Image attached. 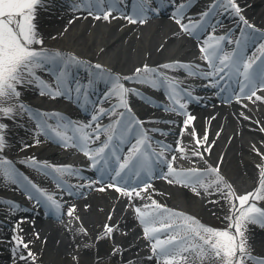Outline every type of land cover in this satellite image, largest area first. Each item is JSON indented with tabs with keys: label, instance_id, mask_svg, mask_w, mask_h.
I'll return each mask as SVG.
<instances>
[{
	"label": "bare ground",
	"instance_id": "bare-ground-1",
	"mask_svg": "<svg viewBox=\"0 0 264 264\" xmlns=\"http://www.w3.org/2000/svg\"><path fill=\"white\" fill-rule=\"evenodd\" d=\"M192 1L195 0H189V4L179 9L167 7L141 12L137 6H121L116 2L87 6L68 2V0H41L40 6L36 8L34 21L38 30L47 35V42L60 46V49L56 51H46L51 58L55 59V64H63L61 57L64 56L63 62L66 61V67L72 68L74 73L82 76L83 83L93 82L98 87L104 85L103 80L93 76L97 69L95 65H105L116 72L115 76L119 77L120 84L129 90L124 97L127 105L137 109L133 116L130 113L132 111L121 107L124 111L127 110L124 112L123 121L129 119L134 121V118L138 117L144 126L143 132L152 139L158 138L167 149L172 150L177 161L180 158L202 160L207 163L206 170L205 173L198 174L213 173L212 176L216 178L217 173L210 170L218 169L226 176L224 180L231 186L225 188L220 185L218 189L213 183L215 178H212L208 183L211 187L208 188L206 195L199 193L198 196H192L188 193L187 185L191 186L190 191H196V193L202 187L195 182V177L179 171L169 174V171L163 169L159 172L160 176L151 179L147 187L151 186L150 188L157 190L161 193V197L172 205L182 206L186 211L188 210L183 213L185 216L195 220L203 219L207 215L221 216L227 223L232 204L230 197L226 198L225 193L234 192L235 195L241 196L254 193L259 187L261 172L264 170V102L256 100L255 97L248 99L249 90L239 99L233 100L219 93L213 94L216 87L210 88L205 84L193 83L188 75H203L200 69L202 68L201 47H208V43L224 37L222 41L229 45L237 44L241 48L246 46L249 37L244 36V31L248 27L245 28L246 25L241 21V16L249 23L261 25L260 29L249 30L254 35L251 39L264 41V0H234L240 11L231 16L230 21L234 22L232 27L219 23L226 18L222 15L223 13L217 15L210 11L208 23L219 33L215 36H209L200 31L196 20L198 13L193 12ZM109 9L112 10L111 15L105 20L104 12ZM184 11L186 12L182 16L181 13ZM97 16L101 18L96 19ZM127 17L137 22L131 23ZM177 20L180 23H177ZM181 24L188 25L189 30L185 31ZM193 25L195 27H192ZM232 32L239 34L238 38L236 36L231 38ZM71 52L82 56L81 59L73 57ZM249 52L251 53L252 50L246 51V55ZM165 64L174 65V67L165 69L162 67ZM145 65L155 70L154 73L160 72L161 76L174 78L169 83L173 87L178 88L186 84L193 92H197L195 99L187 101L183 108L180 106L173 108V104L165 102L151 101L148 105L149 102L144 94L126 83L138 80L135 78L136 69H143ZM49 66V60L44 61L42 66L34 69V76L29 79L43 80L44 77H48L49 69H51ZM126 77L132 79H125ZM140 80L148 81L145 82L147 85L160 90L168 89L169 86L161 83L163 79L158 82L148 78L144 73H141ZM35 82L19 86L18 100L9 102L16 110L11 115H0V125L5 126L0 129V136H3L5 143L3 147L5 153H0V188L12 187V191L8 193L18 197L19 192L27 191L28 181L22 179L21 166L35 161L39 169L47 174L43 180L44 184L49 185L57 181L62 186L58 191L49 192L52 198L58 201L60 210L55 214L48 209L41 210L40 207L44 209L45 204H41L39 200L36 202L37 206L31 207L18 203L19 207H15V211L5 207L0 208V214L8 217H0V226L7 228H0V233H3V238L0 239V264H44L46 262H43L42 256L37 252L31 257L21 252L23 245L16 241L20 235L18 230L24 233L25 236L22 235L24 243L29 248L36 247L40 250L44 246H51L54 251L66 256L72 253L73 246L81 243L77 241L73 231L63 220L66 211L68 213L71 211V218L82 225L77 236H83L84 239L88 237L87 242L82 245L84 247L81 255L84 257L92 252L91 263L94 262V258L101 257L107 248L109 256L117 264H165V258L158 254V250L153 251L154 236L167 238V235L172 233L156 232L150 238L145 235L144 228L154 227L159 218L166 220L171 212H175L173 208L165 205L151 216L144 217L145 219L155 217V221L150 225L141 223L139 213L129 215L126 207L120 206L121 209L114 210L115 206L125 201L130 203V211L137 209L134 203L138 195L135 193H142L143 188L133 191L130 197L118 192L113 186L109 187L105 184L106 182L104 183L106 179L103 176L96 177L95 172H85L68 162L75 152V144H79V141L67 139L66 146L60 147L51 141L50 129L41 127L43 121H47L48 125L51 122L55 123L62 129H65L67 124L74 126L82 131V137L86 135L93 137L85 142L88 146L90 144L87 142L94 140V135L108 133L109 129L116 132L123 124L119 117L121 123L115 126L118 119L112 118L109 111L110 108L120 105V98L103 109V115L100 114L101 111L97 115H90L83 108L79 109L77 102H68L69 94L65 91L52 98L47 94L48 87ZM98 91L100 96L106 94L108 90L102 87ZM42 92L45 94H41ZM165 92L169 94L167 90ZM198 93L202 94L197 95ZM256 95L264 97V89L256 91ZM25 98L34 99V103L28 104ZM20 104L25 105L27 110L19 108ZM60 107H64L66 111L62 112ZM36 112L39 114V119ZM83 116L87 118L82 119ZM94 116L98 119L93 120ZM188 116L194 119L188 121L185 118ZM186 121L187 126L193 131V136L187 135L182 130ZM11 122L13 126H10ZM134 126L138 127V124L135 122ZM236 128L237 133L233 134ZM236 137L241 138L248 146H241ZM197 138L200 140L199 144L196 142ZM183 148L185 150L187 148L188 151H184ZM206 148H210V151H206ZM57 168L70 169L66 171L68 178L82 177V180L75 182L73 186H68L67 182L55 173L54 169ZM6 169H11L9 171L13 176L6 175ZM250 180L253 181L252 184ZM170 181L173 184L179 183L181 186L174 188ZM139 184L135 181L126 183V186L133 187ZM170 187L176 189V192L170 191ZM171 192L172 194H168ZM37 197L36 195L35 198ZM2 198L0 197V206L4 205ZM5 203L11 202L5 200ZM108 212L112 217L109 218ZM106 226H111L113 231L108 233ZM118 229H121L122 234L115 238V232ZM245 229L246 249L252 258L246 259L245 264L251 261L264 262V256H258L255 253L258 249L264 251V225L247 223ZM111 236L113 237L109 238ZM193 256L201 260L196 252H193L188 260H192ZM86 262L90 264L89 259Z\"/></svg>",
	"mask_w": 264,
	"mask_h": 264
},
{
	"label": "snow or ice",
	"instance_id": "snow-or-ice-1",
	"mask_svg": "<svg viewBox=\"0 0 264 264\" xmlns=\"http://www.w3.org/2000/svg\"><path fill=\"white\" fill-rule=\"evenodd\" d=\"M104 0H98V3L103 4ZM41 3V0H0V114L11 115L16 109L9 103L10 101L18 100L20 96L19 86L32 82L29 77L34 76V69L36 67L42 66L44 61L50 60V55L44 50H37L33 47L36 44H42L43 41L37 38L35 24L33 23L35 19V12L37 6ZM231 3V0H230ZM231 6L235 9L236 13H239V7L234 3H231ZM111 15L110 10L104 12L103 18L105 20L109 19ZM207 15V13H205ZM100 16H97L96 19H100ZM131 23H136L137 21L131 17H127ZM241 21L247 25V21L244 18L240 17ZM177 23H180L177 20ZM181 27L185 30H189L188 25L181 24ZM192 27H195L193 25ZM251 27V26H249ZM225 39L220 37L219 40ZM208 47H201V52L205 54V59L212 63V56L215 55V50L209 52ZM261 56L259 58L246 59V62L242 65V76L245 81H250L254 77L258 76L262 82H264V44L260 46ZM232 58L228 55H225L223 59L220 60V66L217 67L213 64L215 72H209V76L219 75L224 73L225 69L231 66ZM97 69L101 68V65H95ZM165 69L172 68L174 65L165 64L162 66ZM155 70L149 68L147 65L141 68L136 69V79H140L141 73H150ZM240 71V69H237ZM125 79H132L126 77ZM119 77L117 78V83L113 88V93L118 95L120 98V107H125L128 111V105L124 99L125 95L129 92L128 89L124 88L122 84L118 83ZM148 82V81H141ZM154 85V82H153ZM48 87V86H45ZM240 93H245V86L240 88ZM45 94V93H41ZM48 95L52 98H55L61 93L59 91H52L48 88ZM255 97L256 100L264 102V97L257 96L256 91H251L250 94H247L248 99ZM239 99V97H238ZM179 103V101H177ZM180 107L183 108L184 105L180 104ZM19 108L27 110L26 106L23 104L19 105ZM101 115L104 114V111L101 110ZM118 116L122 119L124 113H118ZM39 119V116H37ZM98 117L94 116L93 120H97ZM121 119H118L115 122V126L120 125ZM194 119L191 116H188L187 120L191 121ZM114 126V127H115ZM134 126L133 119H129L126 127L130 129ZM5 127L0 125V129ZM42 128H50L51 126L47 124V121L41 123ZM185 127H187V121L185 122ZM113 129H109L112 131ZM52 131L61 139L67 140L68 137L66 134H62L61 131L57 128H52ZM91 136H84L82 139L87 141L92 139ZM111 136L108 137L111 140ZM95 139H99V136H95ZM204 140H207L205 135ZM197 144L200 143L199 138H197ZM145 146V140H137L136 144L133 145L128 156L119 163V170L116 171L115 175L117 177L121 176V173L125 170L130 169L135 165L140 157L144 156L142 149ZM4 147V138L0 136V151ZM86 147V144H85ZM109 145L107 143L103 144L96 150L95 156H91L90 159L95 160L97 156H102ZM206 151H210V148H206ZM85 155H88V152H85ZM197 155H202V153H197ZM119 160L120 158L117 157ZM174 159V158H173ZM35 164V161H32ZM95 167V164H93ZM57 172H66L70 169L57 168ZM210 171L216 172L217 177L213 181L216 187L219 189L220 185H223L225 188H230L231 186L227 184L223 177L218 175V169H211ZM173 169L169 166V174H172ZM171 182V181H170ZM113 185H109L112 187ZM205 189L211 187V185H205ZM101 191L103 189H100ZM118 192H122L123 195L132 196L133 191L126 189H121L117 187ZM146 190V189H145ZM199 194V193H197ZM139 195V193H135ZM226 198L230 196H235L234 192L225 193ZM48 199L52 204L58 209L60 207L56 201L49 196ZM264 199V170L261 172L259 188L254 193H248L242 196L235 198V201L231 202L232 208L235 209L234 212L228 217L231 221L229 226L225 230H216L211 227H206L196 221L190 216H185L178 212H171L169 217L166 220L160 221V227H145L144 232L148 237H152L153 233L156 232H170L175 234L167 235L166 239H156L153 243V251L158 250V254L165 258V264H179V262L187 261L189 256L196 252L199 254V258L203 261L206 259H213L218 261L219 264H245L246 259H252L251 256L247 253L246 249V239L244 236L245 225L247 223H259L264 225V211L257 208L255 204H248L249 200ZM247 205V207H245ZM157 209L161 208L160 205H155ZM137 213H140L141 223L145 225H150L155 221V217L151 219H145L144 213L140 209H136ZM168 211V210H165ZM71 215V211L68 213ZM172 218H180L183 223L175 225L172 221ZM179 229L180 231H177ZM106 231L111 233L113 228L111 226H106ZM181 232L185 235H181ZM27 247V245H23ZM29 256H32V253H28ZM22 259L24 257H21ZM264 264V262H261Z\"/></svg>",
	"mask_w": 264,
	"mask_h": 264
},
{
	"label": "rangeland",
	"instance_id": "rangeland-1",
	"mask_svg": "<svg viewBox=\"0 0 264 264\" xmlns=\"http://www.w3.org/2000/svg\"><path fill=\"white\" fill-rule=\"evenodd\" d=\"M38 6H40V5H38ZM35 17H36V15H35ZM33 23L35 24V21H33ZM35 29H36L37 38L40 39V40H42L43 43H44V41L47 40V35H45L41 31H39L38 28L36 27V25H35ZM42 44H36V45H33V47L36 48L38 45H42ZM13 125L14 124L11 122V125L10 126H13ZM10 129H12V128H10ZM236 133H237V128L234 130L233 134H236ZM190 136H192V134H190ZM236 140L241 144V146L242 145H247L239 137H236ZM38 143L39 142H37L36 144H38ZM0 153H5V151L2 150V151H0ZM188 173L191 174L190 172H188ZM212 175H213V173L205 174L203 177H213V178H215V176H212ZM218 175L221 176V177H223L224 179H226V176L222 172L218 173ZM216 177H217V175H216ZM250 182H251L250 184L253 183V181H251V180H250ZM171 184L173 185L172 187L175 188V184H173V183H171ZM205 185H208V184L207 183L206 184H203L202 187L200 188V190H198L199 191L198 193H200L202 195L203 194L204 195L207 194L206 192L208 191V188L209 187L207 189H205V187H204ZM172 187L169 188L170 191H175L176 189H172ZM190 187H191L190 185H187L188 193L190 195H192V196L193 195L198 196L199 194H194V193H192V191L189 190ZM2 189L3 188H1V191H2ZM151 193H153L154 195H157V193H159V192L157 190H155V189H152ZM159 194H161V193H159ZM168 194H172V192L171 193H168ZM238 196H240V195L230 196L229 199H230L231 202H233V201H235V198L238 197ZM137 198L135 199L136 201H137ZM248 204H255L257 208H259L262 211H264V199H256V200L250 199L249 202H248ZM6 205H7V207L8 206L10 207V205H8V204H6ZM245 207H247V205ZM234 211H235V209L234 208H231L230 209V215ZM0 216L3 217L2 214H0ZM28 216H30V215H28ZM108 216H109V218L112 217L110 213L108 214ZM64 221L66 222L65 218H64ZM196 221H198L200 224H202V225H204L206 227H211V228L216 229V230H225V229H227L228 226H229V223L231 222L230 220H228V222L225 223L221 216L209 217L208 215L207 216H204L203 219H199V220H196ZM66 224L68 225V227H70L69 229H71L73 231V234L76 237L77 241L79 243H81V244H78V245H74L73 246L74 247V250L68 256H66L65 254H62L61 252L54 251L51 246H46V247L44 246V248H42L40 250L37 249L36 247L35 248L34 247L29 248V247H24L23 246L22 250L20 249L21 252H23L24 254H26V256L28 255L29 252L32 253V254L33 253H36V252L39 253V255H41L42 258H43V262L46 261L44 264H89L88 262H86L87 259L90 260V264H117V262L109 256L110 253H109V251H108L107 248L105 249V252L102 253L101 257L94 258L95 260H94L93 263H91V258H93V256L91 255L92 252H89L88 251L89 253L86 256L83 257V255H81V251H83V247L84 246H82V245H83V243L87 242L88 237L84 239L83 236H81V237L77 236L78 233L80 232V230H78L77 227L72 226L69 222H66ZM0 228L5 229V226H0ZM177 231H180V230L178 229ZM18 233L20 235L16 238V241L19 244H21V245H25V243H24L25 241H24V238H23V236H25L24 233L22 231H20V230H18ZM181 233H183V232H181ZM121 234H122L121 229H118L115 232V238L120 237ZM172 234H175V233H172ZM112 237L113 236H111L109 238H112ZM2 238H3V233H0V239H2ZM249 251H251V250H249ZM255 253H256V255H263L264 254V251L258 249V250L255 251ZM29 257H31V256H29ZM194 258H192V260H188V261H184V262H179V264H219L218 261H215L213 259H206V260H203L202 261V260H197L196 258L195 259ZM95 261H97V262L95 263Z\"/></svg>",
	"mask_w": 264,
	"mask_h": 264
}]
</instances>
